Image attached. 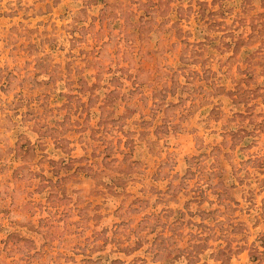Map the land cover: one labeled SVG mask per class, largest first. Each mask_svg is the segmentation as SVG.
Returning <instances> with one entry per match:
<instances>
[{"label": "rangeland", "instance_id": "rangeland-1", "mask_svg": "<svg viewBox=\"0 0 264 264\" xmlns=\"http://www.w3.org/2000/svg\"><path fill=\"white\" fill-rule=\"evenodd\" d=\"M0 264H264V0H0Z\"/></svg>", "mask_w": 264, "mask_h": 264}]
</instances>
